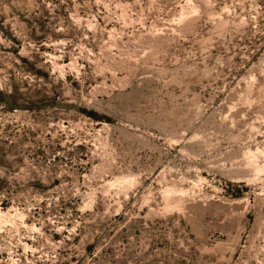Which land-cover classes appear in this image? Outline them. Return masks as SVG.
Listing matches in <instances>:
<instances>
[{"label": "rangeland", "instance_id": "rangeland-1", "mask_svg": "<svg viewBox=\"0 0 264 264\" xmlns=\"http://www.w3.org/2000/svg\"><path fill=\"white\" fill-rule=\"evenodd\" d=\"M0 264H264V0H0Z\"/></svg>", "mask_w": 264, "mask_h": 264}]
</instances>
